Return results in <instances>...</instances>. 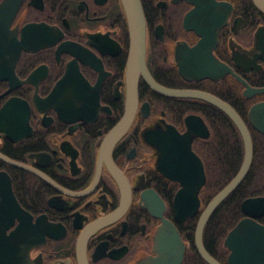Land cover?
<instances>
[{
	"label": "flooded vegetation",
	"instance_id": "flooded-vegetation-1",
	"mask_svg": "<svg viewBox=\"0 0 264 264\" xmlns=\"http://www.w3.org/2000/svg\"><path fill=\"white\" fill-rule=\"evenodd\" d=\"M140 1L146 66L157 83L221 98L213 92L225 96L226 82L236 81L244 96V85L223 64L249 85L264 87V13L253 0ZM201 6L205 20L218 11L213 27L225 16L214 37L212 22L195 14ZM202 33L205 52L218 64L217 79L181 74V67L188 72L193 66L191 49L202 41ZM19 40L23 47L18 55ZM129 55L121 0H0V111L11 99L27 106L24 120L12 106L0 115V154L20 164L0 158V199L12 193L27 216L26 229L36 237L29 244V264H137L154 255L161 219L146 208L150 190L177 228L191 219L176 221L173 200L180 183L157 169L159 152L144 132L170 124L184 133L185 117L199 114L188 110L198 99L162 94L139 72L134 119L113 146L110 162L101 155L106 136L126 110ZM246 99L252 105L264 101V93ZM205 122L210 136L195 138L192 147L207 181L206 165L194 148L213 134ZM158 136L154 131L148 138ZM108 163L129 185L127 207L121 208L122 187ZM254 218L264 224V213ZM19 222L13 212L6 232ZM226 261L227 256L221 263Z\"/></svg>",
	"mask_w": 264,
	"mask_h": 264
},
{
	"label": "water",
	"instance_id": "water-1",
	"mask_svg": "<svg viewBox=\"0 0 264 264\" xmlns=\"http://www.w3.org/2000/svg\"><path fill=\"white\" fill-rule=\"evenodd\" d=\"M5 1L9 2L10 0ZM253 1L257 8L264 13V0ZM121 2L127 17L130 35L128 99L124 116L106 136L102 144L101 155L106 160L110 157L113 146L127 131L134 119L137 107L139 72H141L152 89L162 94L202 100L223 111L240 132L244 145V157L235 176L212 197L200 212L194 232V244L198 254L208 264H222L205 248L203 244V231L216 207L241 184L250 169L253 159V142L249 127L231 104L212 93L197 89H174L157 83L146 66L147 33L141 1L121 0ZM202 8L201 6V9L195 11V14L199 16L198 19L201 21L208 20L212 22L210 27L213 28L212 35L214 37L217 32L216 28L223 23L225 16L213 27L218 11L211 10L214 17L212 18L211 16L205 20V17L200 12ZM202 28L203 24L200 23L198 29L201 30ZM202 34V41L191 49L193 66L188 69V72H185L181 67V74L187 79H202L205 77L217 79L218 64H214L212 54L205 52L206 36L204 33ZM22 47L23 43L19 40L17 42L18 55ZM220 67L224 68L226 73L231 72L244 85L242 94L246 98L264 93V87L249 85L241 76L235 74L229 66L221 64ZM186 73H189L190 76L186 75ZM9 75L13 77V73ZM10 106L18 109L23 114V120L26 119L27 106L25 103L13 99L8 101L0 111L1 118L4 117V113L8 111V107ZM247 118L250 126L264 135V101L252 104L248 110ZM185 126L186 130L184 133H180L170 124H167L164 129H149L144 132L147 142L159 152V157L156 161L157 169L167 178L177 180L180 183V187L173 200L174 216L177 222H183L192 218L200 210V191L205 184L206 174L203 162L193 150L192 143L197 137L210 136L209 127L204 118L199 114L189 113L185 117ZM154 131H158L159 136L151 139L148 138V135L154 134ZM0 158L9 163L19 164L3 154H0ZM108 164L112 174L122 187L121 208L127 207L130 202L129 185L114 164ZM149 193L150 195L146 197V208L153 215L159 217L161 222L153 238L155 254L146 256L137 264H182L187 243L182 239L175 224L163 215V202L161 201L160 203L151 190ZM8 196L9 199H7V196V198L3 197V199H0V264H29V244L34 243L36 237L26 229L24 219L27 216L19 203L12 196V193L8 192ZM241 207L246 216L240 219L228 231L223 240V246L229 250L226 264H264V224L259 223L254 218L264 213V194L245 198L241 203ZM13 212L17 214L20 222L15 229L7 233L6 228L10 224L9 221L12 219Z\"/></svg>",
	"mask_w": 264,
	"mask_h": 264
},
{
	"label": "trees",
	"instance_id": "trees-1",
	"mask_svg": "<svg viewBox=\"0 0 264 264\" xmlns=\"http://www.w3.org/2000/svg\"><path fill=\"white\" fill-rule=\"evenodd\" d=\"M228 93L222 99L232 104L243 120L248 123L253 142V159L250 169L241 182L213 211L203 231V244L218 261L224 262L228 250L223 240L228 231L243 217L241 202L244 198L262 193L258 181L264 176V135L254 130L247 118L253 100L241 95V85L236 81H227ZM188 110L201 114L211 127L213 134L209 140L195 143L194 148L201 155L207 169V181L200 192L201 208L212 199L238 172L244 157L243 140L235 124L220 109L210 103L193 100ZM199 213L190 220L178 225V229L188 244L182 264H207L198 254L194 244V232Z\"/></svg>",
	"mask_w": 264,
	"mask_h": 264
},
{
	"label": "rangeland",
	"instance_id": "rangeland-1",
	"mask_svg": "<svg viewBox=\"0 0 264 264\" xmlns=\"http://www.w3.org/2000/svg\"><path fill=\"white\" fill-rule=\"evenodd\" d=\"M263 183H264V176L262 177L260 181H258V184L260 185V187L262 186Z\"/></svg>",
	"mask_w": 264,
	"mask_h": 264
}]
</instances>
